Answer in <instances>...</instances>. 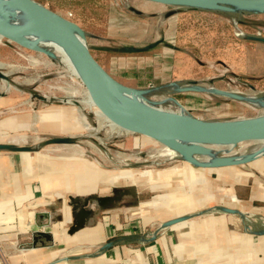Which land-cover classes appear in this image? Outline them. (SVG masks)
<instances>
[{"label":"rangeland","instance_id":"obj_1","mask_svg":"<svg viewBox=\"0 0 264 264\" xmlns=\"http://www.w3.org/2000/svg\"><path fill=\"white\" fill-rule=\"evenodd\" d=\"M36 1L63 21L78 25L91 53L107 72L124 85H137L132 88L155 106L203 120L264 117V10L222 11L148 0ZM0 6L1 20L14 15ZM159 39V44L145 52L121 51L128 45L144 46ZM59 58L7 38L0 40L1 70L7 74V79L0 77V119L19 116L24 121L15 131L0 132V144L29 146L60 159L84 158L112 176L126 178L130 172L143 181L122 178L118 185L136 188L139 197L135 199L140 202L169 189H154L149 177L162 180L171 175L170 187L182 184L185 180L178 168L195 162L157 139L119 131L100 121L97 106L85 103V84L69 75ZM51 109L59 110L62 117L57 135L43 131ZM57 136L70 137L71 142H47ZM262 145L260 140H242L229 149L207 142L194 154L213 153L214 160L238 157ZM257 157L264 159V153ZM214 160L197 169L203 172L205 193L215 186L220 188L216 194L226 199L228 170L218 172L217 179L210 170ZM140 208L123 211L130 215Z\"/></svg>","mask_w":264,"mask_h":264},{"label":"crops","instance_id":"obj_2","mask_svg":"<svg viewBox=\"0 0 264 264\" xmlns=\"http://www.w3.org/2000/svg\"><path fill=\"white\" fill-rule=\"evenodd\" d=\"M48 114L43 131L57 135L60 111ZM23 122L2 118L0 132ZM86 160L0 147V264H264L263 158L210 168L217 179L228 170L226 199L215 186L205 193L203 172L190 164L174 187L171 175L147 178L169 189L142 202L136 188L118 185L140 177Z\"/></svg>","mask_w":264,"mask_h":264},{"label":"water","instance_id":"obj_3","mask_svg":"<svg viewBox=\"0 0 264 264\" xmlns=\"http://www.w3.org/2000/svg\"><path fill=\"white\" fill-rule=\"evenodd\" d=\"M20 3L26 10L32 11L39 19L43 29L47 30L58 42H60L78 61H80L84 68V82L88 94L101 113L113 124L125 129L127 132L139 133L159 141L163 144L179 152L182 156L188 157L195 152L201 150L187 149L181 140H193L198 142H216L221 140H235L236 142L242 140H252L264 136V117L253 119H241L230 121L217 120H203L177 114L150 104L135 101L127 97V93H134L140 95V91L126 86L117 81L111 76L107 70L97 61L88 48L85 39L82 40V31L80 27L74 23L63 21L53 12H51L43 4L36 0H15ZM168 5L178 6H200L207 9H216L222 11H230L234 8L242 10H264V0H148ZM4 9H10L9 6L4 5ZM29 26H22L16 28H7L0 24V34L15 41L21 45L27 42L26 35L30 32ZM83 37V36H82ZM161 40L148 43L144 46L128 45L121 49V51L129 53L145 52L157 44ZM32 49L43 51L41 47L34 45ZM49 53V51H44ZM0 77L7 79V74L1 70ZM143 97V96H142ZM144 98V97H143ZM113 99H118L136 112L145 116L156 118V122H141L129 119L119 113L114 106ZM145 99V98H144ZM146 100V99H145ZM48 143H70V137L57 136L51 137ZM0 147H5L12 150H37L29 146L14 147L11 145L0 144ZM258 154L250 156L248 159L257 157ZM223 158V157H222ZM218 158L213 165L223 166L237 164L236 161H229ZM243 160V161H246ZM196 165L203 166L204 164L195 162ZM89 199V198H88ZM92 201L101 204V208L105 207V201L97 196L90 197ZM85 202L87 199L84 200ZM35 246V243L32 244Z\"/></svg>","mask_w":264,"mask_h":264},{"label":"bare ground","instance_id":"obj_4","mask_svg":"<svg viewBox=\"0 0 264 264\" xmlns=\"http://www.w3.org/2000/svg\"><path fill=\"white\" fill-rule=\"evenodd\" d=\"M0 4H3V9L2 10H9V12H12L14 14L13 16L10 15V17H8V18L6 17V19H3V20L0 19L1 20L0 24L4 25L7 28H16V27H22V26H29L31 28V30L26 35L27 42L25 43L24 46H27V47L31 48L32 46L37 45V46L41 47V49L43 51H49V52L57 54V56L60 57L59 58L60 63H62L68 69L69 75H72V76L80 79L85 84V82H84L85 68H84L83 64L80 61H78L47 30L42 28L38 17L32 11L26 10L20 3L16 2L15 0H0ZM4 5L9 6L10 9H7V8L4 9L5 8ZM80 37H81L82 40H84V38L81 35H80ZM3 38H7V37H4V36H2L0 34V40H2ZM7 39H8V41H11L9 38H7ZM86 92H87V99L85 100V103L90 105V106H96V105L93 104V101L91 100L87 89H86ZM127 97H129L130 99H133L135 101H139V102H143V103H146V104H150L148 101L144 100L142 98V96L136 95L134 93H127ZM113 101H114L115 109L119 113H121L123 116H125V117H127L129 119H132V120H135V121H141V122H156L157 121L156 118H151V117H148V116H145L143 114H140V113L136 112L133 108H131L130 106H128L127 104H125L124 102H122V101H120L118 99H113ZM75 102H77V100ZM95 113L100 117L99 118L100 121H101V118H102L104 121L108 122L112 128H115V129H117L119 131L127 132L125 129H123V128L119 127V126H116L115 124H113L112 122L107 120V118L101 113V111L99 110L98 107H97V110L95 111ZM100 128H101V125H100ZM255 140H260V142H262L263 145H262V147L256 149L251 154H249V155L246 154V155H242V156H238V157L227 156V157H223V158L221 157V158L225 159V160H229V161L241 162L243 160L248 159L250 156H252L254 154H258V155L263 154L264 153V136L260 137V138H256V139H254V141ZM160 142L163 143V141H160ZM181 142L183 143V145L187 149H198L201 144L207 143V142H198V141H193V140H181ZM235 142H236L235 140H221V141H216V142H212V143H216V144H220V145H226L230 149V147L233 146V144ZM206 154L207 153H201V154H194L193 153V155H190V156L186 157V159L189 162L193 161V162H198V163H201V164L202 163L203 164H209V163H211L214 160V158H213L214 154L213 153H210L208 155H206ZM203 159H205L207 161H201ZM216 160L217 159H215L214 161H216ZM132 176L133 175L130 172H128L126 174V179L127 178L132 179Z\"/></svg>","mask_w":264,"mask_h":264}]
</instances>
